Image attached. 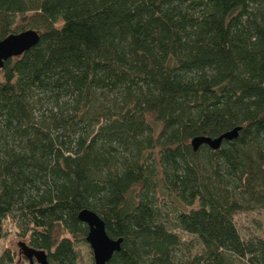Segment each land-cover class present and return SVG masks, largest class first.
<instances>
[{
    "label": "trees",
    "instance_id": "1",
    "mask_svg": "<svg viewBox=\"0 0 264 264\" xmlns=\"http://www.w3.org/2000/svg\"><path fill=\"white\" fill-rule=\"evenodd\" d=\"M17 17L39 40L1 68L0 249L10 223L91 264L89 209L106 264H264L233 219L264 208V0H0V40Z\"/></svg>",
    "mask_w": 264,
    "mask_h": 264
},
{
    "label": "water",
    "instance_id": "2",
    "mask_svg": "<svg viewBox=\"0 0 264 264\" xmlns=\"http://www.w3.org/2000/svg\"><path fill=\"white\" fill-rule=\"evenodd\" d=\"M39 40L36 30L27 29L19 33H11L0 40V68L4 66L6 60L21 55L30 49ZM240 127L222 133L217 137L196 136L191 139L190 144L194 150L202 144H206L211 149H218L223 140H232L238 136ZM78 219L87 225L88 232L86 241L88 242L93 256V264H106L113 253L120 250L121 238H111L108 236L104 221L93 211L82 209L77 215ZM20 253L28 260L29 264H50L47 253L42 249H36L23 241L18 243Z\"/></svg>",
    "mask_w": 264,
    "mask_h": 264
},
{
    "label": "rangeland",
    "instance_id": "3",
    "mask_svg": "<svg viewBox=\"0 0 264 264\" xmlns=\"http://www.w3.org/2000/svg\"><path fill=\"white\" fill-rule=\"evenodd\" d=\"M29 15H31V13H28L26 17ZM26 17L16 18V21L13 25L14 30L27 29L29 27L28 21L25 19ZM60 24L61 22L58 23V25ZM2 80H3V72L1 71L0 68V81ZM167 215L171 217L172 213L169 211ZM233 219L240 235L243 238H250L254 236L264 238V208H259L243 213H237L234 215ZM7 226L9 228L7 229L5 239H3L1 242L0 252L8 251L10 252V254L14 256L13 261L10 264H29L28 260L20 253V249L18 246V243L20 241H23L26 244L30 245L29 238L28 237L24 238L23 236H21L17 231V227L15 228L14 226H11L10 223ZM177 231L181 233L182 239L185 241H189L192 238L190 235L182 233L180 230ZM58 232L60 237L67 235L66 231L62 227L58 228ZM82 252L83 254L88 255L87 250L83 246H82ZM179 253L180 251H178L177 254ZM90 257L92 258L91 264H93L92 253L90 254ZM83 264H87V256L85 255H84Z\"/></svg>",
    "mask_w": 264,
    "mask_h": 264
}]
</instances>
